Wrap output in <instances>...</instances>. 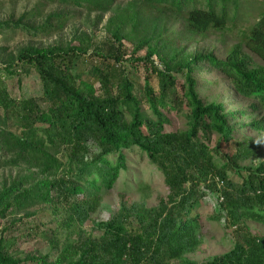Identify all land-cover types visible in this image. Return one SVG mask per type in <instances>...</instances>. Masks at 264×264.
<instances>
[{
  "label": "trees",
  "instance_id": "1",
  "mask_svg": "<svg viewBox=\"0 0 264 264\" xmlns=\"http://www.w3.org/2000/svg\"><path fill=\"white\" fill-rule=\"evenodd\" d=\"M47 1L71 13L55 12L34 25L32 12L0 22V35L49 37L82 13L101 21L112 13L109 36L95 45L84 36L78 44H28L15 53L0 46V71L34 70L42 84L40 95L18 99L0 81V170L18 169L0 187V219H49L25 227L56 250L22 259L1 239L0 264H264V235L245 224H264V162L250 168L234 161L252 153L254 134H264V65L249 54L264 63V10L225 58L210 52L185 59L169 25L192 34L231 29L243 20L241 0H130L124 7L117 0ZM202 64L248 105L228 111L205 102L193 67ZM172 116H182L184 127H175ZM134 149L161 173L167 195L154 208L130 209L122 201L94 235L84 224ZM207 199L236 238L230 251L197 262L186 255L201 244Z\"/></svg>",
  "mask_w": 264,
  "mask_h": 264
},
{
  "label": "rangeland",
  "instance_id": "2",
  "mask_svg": "<svg viewBox=\"0 0 264 264\" xmlns=\"http://www.w3.org/2000/svg\"><path fill=\"white\" fill-rule=\"evenodd\" d=\"M128 1L130 0H117V4L124 7ZM241 2L243 5L241 12L243 13H240V19L243 20H240L239 25L222 32L209 30L204 34H192L181 24H170L169 29L176 39V45L180 48L178 50H181L180 58L189 59L193 55L210 52L217 58H225L227 51L238 42L241 30L253 24L260 16L259 11L264 10V0H241ZM61 11H65L67 14L71 13L70 10H65L59 4L47 0H0V22L15 21L21 16L30 15L33 12L32 14L35 16H31L32 18L28 20L34 25H40L52 13ZM244 13L246 16H243ZM111 14H106L101 21L99 20L100 15L97 13H82L79 18L70 22L61 33L49 37L35 38L28 34H17L7 39L0 35V46L7 47L8 53H15L22 46L28 44L44 47L70 41L78 44V37L81 36L88 37L93 45L104 43L109 36L105 30V23ZM124 42L128 52H131L133 45L131 41L126 39ZM249 54L257 64L264 65L256 55L250 52ZM193 67L196 69L194 76L201 83L200 96L205 102H220L228 111H237L248 105L249 101L233 94L232 84L207 64ZM12 71L14 72L11 74L4 70L0 71L1 84L7 88L12 97L22 99L36 97L42 93L40 78L34 70H29L26 73L21 72L20 67H16ZM204 79L208 81L202 82ZM135 80L139 85L138 79ZM155 80V78L152 79L153 82ZM149 116L152 117V115ZM171 119L175 127H184L182 116H172ZM253 136L254 139L249 146L252 153L249 156L238 155L234 159L236 164L256 168L264 162V134H254ZM17 174V168L1 169L0 187ZM166 195L167 188L163 183L161 173L137 149H134L127 152V170L121 172L115 186L103 195L100 206L85 222L84 228L94 235L100 234L97 224L110 220L120 209L122 201L130 209L137 208V206L154 208ZM214 206V199H207L200 210L203 217L199 229L201 244L196 250L186 255L193 261L208 260L230 251L234 246L235 228H230L218 218L219 216L215 215ZM13 218L0 219V240L5 239L11 243L8 247L9 253L22 259L32 254L36 256L51 255L50 257L56 254V250H53L40 233L25 227L28 221L31 226H34L40 225V220L47 223L49 219L43 217L42 219L40 217L19 219L17 217L12 220ZM245 224L252 233L264 235L263 223L246 220Z\"/></svg>",
  "mask_w": 264,
  "mask_h": 264
}]
</instances>
